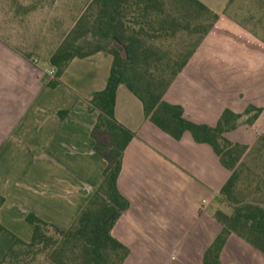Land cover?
Segmentation results:
<instances>
[{
    "label": "crops",
    "instance_id": "0c3cea01",
    "mask_svg": "<svg viewBox=\"0 0 264 264\" xmlns=\"http://www.w3.org/2000/svg\"><path fill=\"white\" fill-rule=\"evenodd\" d=\"M199 1L209 8L206 0ZM22 9L14 14L19 23L46 14L42 8ZM48 42L27 51L0 35V196L5 199L0 208V225L5 228L0 233V261L16 237L32 240L34 228L26 222L29 213L68 228L102 181L107 166L95 153L91 136L98 113H89L85 101L105 89L113 58L105 52L77 58L60 78L61 85L50 88L48 72L53 67L49 58L58 45L54 43L52 48ZM199 57L231 67L239 73V80L256 78L264 69V59L247 73L200 50L179 78L192 90L188 86L178 89L179 79L175 81L167 101L181 105L188 120L215 126L227 106H219L211 119L214 98L185 77ZM194 69L193 76L203 85L213 76L206 63ZM62 111H68L67 117L59 116ZM115 114L123 126L136 133L119 178V189L130 209L113 231L132 251L125 264H202L203 254L221 225L213 214L218 228L212 233L209 220L203 222L206 214L200 216L201 208L220 199L227 170L208 145L196 143L190 134L177 141L147 122L142 103L125 86L117 91ZM198 191L205 193L200 204L194 203L193 197ZM233 239L239 238L229 239L222 264Z\"/></svg>",
    "mask_w": 264,
    "mask_h": 264
},
{
    "label": "trees",
    "instance_id": "16d2710c",
    "mask_svg": "<svg viewBox=\"0 0 264 264\" xmlns=\"http://www.w3.org/2000/svg\"><path fill=\"white\" fill-rule=\"evenodd\" d=\"M36 6L27 10H36ZM77 10L69 16L72 28L54 42L58 46L49 63L56 73L48 75L47 86L61 85L60 78L77 58L100 52L112 56L105 89L85 101L89 113H98L91 136L95 153L107 166L102 181L68 228L27 214L26 222L34 228L32 240L16 237L0 264H125L130 257L131 249L113 234L130 209L129 200L119 189V178L125 153L136 138V133L116 118L121 86L142 103L147 122L174 140L190 134L196 143L208 145L228 172L219 190L221 208L213 215L221 231L205 250L202 264H222L223 250L232 236L264 257L262 182L245 162L249 146L226 136L242 124L252 127L264 108L249 105L237 113L226 107L217 124L210 126L188 120L184 108L166 98L198 51L251 73L264 59V39L250 35L241 25L224 27L225 14L214 13L199 0H87L83 9ZM203 15L211 17L210 23L193 26L192 22ZM54 22L64 24L63 19L59 22L55 18ZM191 33L201 36L189 46L184 37ZM67 115L68 111L59 113L61 118ZM4 202L0 196V208ZM3 231L0 225V233Z\"/></svg>",
    "mask_w": 264,
    "mask_h": 264
},
{
    "label": "rangeland",
    "instance_id": "374dc122",
    "mask_svg": "<svg viewBox=\"0 0 264 264\" xmlns=\"http://www.w3.org/2000/svg\"><path fill=\"white\" fill-rule=\"evenodd\" d=\"M86 1L0 0V35L11 40L15 46H19L27 51L31 50L37 44L44 47L46 43H49L48 40H50V44L52 43L51 46L53 48L55 40L57 38L61 39L64 32L72 28L69 16L76 15L78 12L77 8L81 7L83 9ZM206 1L214 13L218 15L225 14L226 20L223 25L224 27L234 28L237 25H241L250 32V35L254 34L258 38L264 39V0H234L233 3H230V0ZM31 5H37L36 7L39 9L42 8L43 12L46 13L44 14L45 16L41 18L36 15L32 19L24 21V23H19L18 19L14 17V14L17 12L22 13V8H29ZM55 18L59 22L63 19L64 24H56L54 22ZM210 18L208 15H203L195 19L192 24L193 26L198 24L206 25L210 23ZM200 36V33H191L185 35L184 39L191 46ZM202 59L204 58H196L192 69L189 70L188 74L186 73L185 77L186 80L200 85L199 90L204 93L207 92V94L214 98V101L211 98V119H213L214 114L221 105H226L237 113L244 112L249 105L264 107V89L261 90V87L264 88V69L256 78L245 77L239 80V73L231 67L217 65V61H212V59L208 61V59H205L207 60L205 62L207 69H211L213 76L203 85L201 79L198 80L192 74L195 72L194 68L200 65L201 62L205 64V60ZM176 84L178 89H181V86H188L192 90V87L187 85L184 79L177 80ZM226 136L233 142L249 145L245 162L251 168L254 175L261 179L262 192L260 195L264 197V116H260L252 127L242 124L237 131L231 132ZM204 194V191L193 193L194 203L200 204ZM213 200L214 202L210 200L205 205V208H201L200 213V216L206 214L203 222L205 224V220H209L212 233L218 228V225L212 221V215L221 208L220 199L217 200L214 198ZM210 215L211 217L208 218ZM175 254L179 255V253ZM223 264H264V257L245 243H242L239 239H233L224 252Z\"/></svg>",
    "mask_w": 264,
    "mask_h": 264
},
{
    "label": "built area",
    "instance_id": "2783aa9c",
    "mask_svg": "<svg viewBox=\"0 0 264 264\" xmlns=\"http://www.w3.org/2000/svg\"><path fill=\"white\" fill-rule=\"evenodd\" d=\"M55 73H56V69H55V68H52V69L48 72V74H49L51 77H53V76L55 75Z\"/></svg>",
    "mask_w": 264,
    "mask_h": 264
}]
</instances>
